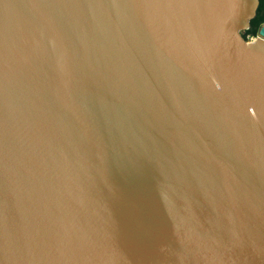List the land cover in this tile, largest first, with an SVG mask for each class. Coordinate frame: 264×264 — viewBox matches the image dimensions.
<instances>
[{"label": "water", "instance_id": "obj_1", "mask_svg": "<svg viewBox=\"0 0 264 264\" xmlns=\"http://www.w3.org/2000/svg\"><path fill=\"white\" fill-rule=\"evenodd\" d=\"M260 0H0V264H264Z\"/></svg>", "mask_w": 264, "mask_h": 264}, {"label": "trees", "instance_id": "obj_2", "mask_svg": "<svg viewBox=\"0 0 264 264\" xmlns=\"http://www.w3.org/2000/svg\"><path fill=\"white\" fill-rule=\"evenodd\" d=\"M263 23H264V0H260V7L257 13V17L251 23V28L254 34L259 30V27Z\"/></svg>", "mask_w": 264, "mask_h": 264}, {"label": "flooded vegetation", "instance_id": "obj_3", "mask_svg": "<svg viewBox=\"0 0 264 264\" xmlns=\"http://www.w3.org/2000/svg\"><path fill=\"white\" fill-rule=\"evenodd\" d=\"M246 35H249L250 38H251L253 41H255V39H256L257 36H258V33L256 32V33L254 34L253 31H252V28H250L249 31H247V32L244 33V37H246Z\"/></svg>", "mask_w": 264, "mask_h": 264}, {"label": "built area", "instance_id": "obj_4", "mask_svg": "<svg viewBox=\"0 0 264 264\" xmlns=\"http://www.w3.org/2000/svg\"><path fill=\"white\" fill-rule=\"evenodd\" d=\"M257 38H258V36H257ZM257 38H256V39H257ZM245 39H246L248 42H252V41H253V40L250 38L249 35H246ZM256 39H255V40H256Z\"/></svg>", "mask_w": 264, "mask_h": 264}, {"label": "rangeland", "instance_id": "obj_5", "mask_svg": "<svg viewBox=\"0 0 264 264\" xmlns=\"http://www.w3.org/2000/svg\"><path fill=\"white\" fill-rule=\"evenodd\" d=\"M263 24H264V23H263ZM263 24H261V26L259 27V30L257 31V33H259V31L261 30Z\"/></svg>", "mask_w": 264, "mask_h": 264}]
</instances>
